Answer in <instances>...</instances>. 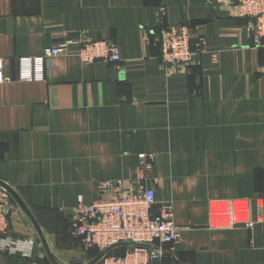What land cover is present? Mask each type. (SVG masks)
<instances>
[{"label":"crops","instance_id":"obj_1","mask_svg":"<svg viewBox=\"0 0 264 264\" xmlns=\"http://www.w3.org/2000/svg\"><path fill=\"white\" fill-rule=\"evenodd\" d=\"M246 21L217 0H0V180L61 260L90 259L71 226L77 196L89 203L101 181L135 179L139 154L152 153L145 185L173 202L182 228L157 246L180 264H264V39ZM177 24L205 40L188 69L159 62L156 31ZM79 35L113 41L122 67L83 63L71 46L43 81L17 80L19 57ZM10 199L9 233L33 247L0 252V264H50Z\"/></svg>","mask_w":264,"mask_h":264},{"label":"built area","instance_id":"obj_2","mask_svg":"<svg viewBox=\"0 0 264 264\" xmlns=\"http://www.w3.org/2000/svg\"><path fill=\"white\" fill-rule=\"evenodd\" d=\"M219 6L228 15L245 18L246 33L255 44L264 39V0H217ZM160 55L162 67L186 68L194 63V56L201 53L205 40L195 35L188 24L167 25L159 30ZM71 46H77L76 55L83 63L101 61L122 67V58L118 46L111 40H91L82 35L66 38L43 48L41 54L17 59L18 81H43L45 64L55 56L69 54ZM264 47V45H263ZM5 60L0 58V73ZM264 75V62H263ZM9 76L3 80L9 81ZM154 159L152 153L138 156L135 179L103 180L99 183L93 200L85 203L82 196L70 211L73 235L86 249L101 251L122 241L136 243L168 244L173 246L180 239L182 228L174 222V206L171 201H157L153 187L145 185ZM9 194L0 188V252L9 255H29L32 242L15 240L10 235L8 223ZM251 227L252 222H246ZM159 253L128 247L121 255L107 254L100 264H152L159 259Z\"/></svg>","mask_w":264,"mask_h":264},{"label":"water","instance_id":"obj_3","mask_svg":"<svg viewBox=\"0 0 264 264\" xmlns=\"http://www.w3.org/2000/svg\"><path fill=\"white\" fill-rule=\"evenodd\" d=\"M0 188L9 194V196L14 200V202L20 208V210L22 211L25 218L29 221V223L33 227V230L36 233V235L38 236L40 243H41V246L43 248V251L45 253V256L48 259V261L50 262V264H98L104 256L111 253L112 251H114L116 249L128 248V247H139V248L147 249V250L159 253L160 255L168 256L172 260H174V262L176 264H180L171 253L161 249L159 246H157L155 244H152V243H136V242H131V241H122V242H118L116 244L110 245V246L104 248L102 251H100L96 256H94L88 260L83 261V260L70 259L68 261H63L58 257V255L55 252H53L50 249L49 244L47 243L43 229L41 228V226L37 222L35 216L31 212V210L28 208V206L25 204V202L19 196L17 191L12 186H10L9 184H7L6 182H4L2 180H0Z\"/></svg>","mask_w":264,"mask_h":264},{"label":"trees","instance_id":"obj_4","mask_svg":"<svg viewBox=\"0 0 264 264\" xmlns=\"http://www.w3.org/2000/svg\"><path fill=\"white\" fill-rule=\"evenodd\" d=\"M155 36L159 39V29L156 31ZM125 249H127V248L116 249V250L112 251L111 254L121 255L124 253ZM86 250H88L89 254H91L92 257L96 256L101 251L100 249H96V248H90V249H86ZM98 264H100V262Z\"/></svg>","mask_w":264,"mask_h":264},{"label":"rangeland","instance_id":"obj_5","mask_svg":"<svg viewBox=\"0 0 264 264\" xmlns=\"http://www.w3.org/2000/svg\"><path fill=\"white\" fill-rule=\"evenodd\" d=\"M80 251H81V253L84 254V256L86 258H92L91 254H89L88 250H86V249L83 248V249H80Z\"/></svg>","mask_w":264,"mask_h":264}]
</instances>
